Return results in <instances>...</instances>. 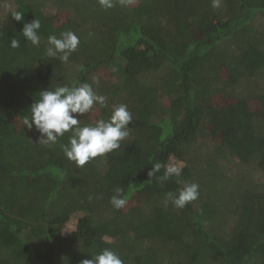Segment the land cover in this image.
<instances>
[{
	"label": "trees",
	"instance_id": "trees-1",
	"mask_svg": "<svg viewBox=\"0 0 264 264\" xmlns=\"http://www.w3.org/2000/svg\"><path fill=\"white\" fill-rule=\"evenodd\" d=\"M6 1L15 7L0 19V264H81L104 248L123 264H264V0ZM36 17L39 46L21 33ZM68 30L77 50L67 63L48 58L47 37ZM83 83L107 105L81 126L120 104L132 121L119 149L77 168L61 148L71 133L43 146L23 119L41 90ZM171 157L180 184L149 178ZM184 182L199 184V197L165 207ZM117 187L120 210L110 204Z\"/></svg>",
	"mask_w": 264,
	"mask_h": 264
},
{
	"label": "clouds",
	"instance_id": "clouds-1",
	"mask_svg": "<svg viewBox=\"0 0 264 264\" xmlns=\"http://www.w3.org/2000/svg\"><path fill=\"white\" fill-rule=\"evenodd\" d=\"M118 2L126 5L129 0H118ZM98 3L102 8L110 9L115 6L116 0H98ZM212 7L220 8L221 0H212ZM14 18L22 20L23 14L17 13ZM40 28L41 22L36 17L31 22L24 23L21 33L26 41L39 46L41 43ZM79 43V37L71 30L61 32L59 37L50 34L47 37L45 55L67 63L72 53L77 50ZM10 46L14 49L18 48L20 40L12 38ZM116 70L113 68V71ZM94 82L99 83L95 78ZM38 93L39 99L31 104L30 116L23 119V125L28 129H35L38 134L36 143L43 146L56 144L65 133H71L68 143L62 144L61 148L64 155L74 162L77 168L83 167L98 156H104L119 149L121 142L129 136L128 128L132 121V114L125 104L114 107L107 119L101 118L94 124L81 126L80 117L90 112L97 104L101 107L107 105V98L97 94L89 83L58 85L54 89L47 87ZM161 168H164L162 177L156 175ZM182 170V167L176 163L165 165L154 162L148 176L149 178L155 177L157 181L175 178L177 184H180ZM198 197L199 184L184 182L176 192L169 191L165 194L163 204L165 207L171 204L180 209ZM89 199L91 200L92 197L90 196ZM126 203L124 190L120 187L115 188L110 204L114 209L120 210ZM91 256V259L82 260L81 264H123L121 257L109 248H104Z\"/></svg>",
	"mask_w": 264,
	"mask_h": 264
},
{
	"label": "rangeland",
	"instance_id": "rangeland-1",
	"mask_svg": "<svg viewBox=\"0 0 264 264\" xmlns=\"http://www.w3.org/2000/svg\"><path fill=\"white\" fill-rule=\"evenodd\" d=\"M14 7H15V4L12 1L1 2L0 3V19H2L4 17V15L8 11L12 10ZM50 11H51L52 14L55 15L54 23L57 26L61 25L65 21V18L67 16L66 13H64V12H58L56 10H50ZM106 70H110V69H106ZM104 72H105V70H103L102 73H104ZM226 76H228L229 78L231 77V78L234 79V76H232L230 74H227ZM81 122H82V119L80 117V123ZM209 146L211 148L213 147L211 143H209ZM169 163H176V164H179L180 166H182V163L181 162H176L173 157L170 158ZM135 197L137 199H141V197L138 194L135 195ZM75 223H76V219L75 218H73L70 222H68L66 224V226L63 228V234H68L70 231H72L75 228Z\"/></svg>",
	"mask_w": 264,
	"mask_h": 264
}]
</instances>
